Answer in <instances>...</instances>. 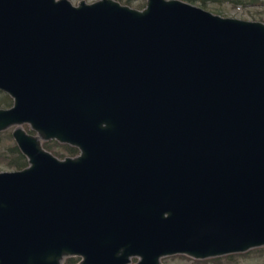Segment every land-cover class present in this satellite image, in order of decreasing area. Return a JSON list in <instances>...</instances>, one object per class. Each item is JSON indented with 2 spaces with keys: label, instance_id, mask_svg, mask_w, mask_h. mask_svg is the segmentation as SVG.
Instances as JSON below:
<instances>
[{
  "label": "water",
  "instance_id": "obj_1",
  "mask_svg": "<svg viewBox=\"0 0 264 264\" xmlns=\"http://www.w3.org/2000/svg\"><path fill=\"white\" fill-rule=\"evenodd\" d=\"M0 91L27 161L0 171V264L264 246V23L182 0H0Z\"/></svg>",
  "mask_w": 264,
  "mask_h": 264
},
{
  "label": "rangeland",
  "instance_id": "obj_2",
  "mask_svg": "<svg viewBox=\"0 0 264 264\" xmlns=\"http://www.w3.org/2000/svg\"><path fill=\"white\" fill-rule=\"evenodd\" d=\"M69 1L71 2V4L76 5L81 0H69ZM83 1H85L86 3H90L95 0H83ZM123 1L124 0H120L118 2H120L122 5H127L134 9H137V5L139 4L143 5V7L145 5V0H129L128 4L123 3ZM200 3L204 5L203 9L213 14L219 15L221 17L237 18L248 21H259L264 23V0H195L193 2L194 5H197L199 7H200ZM26 127L29 129L27 125L25 124L22 125V128L25 131H26ZM11 130L12 127L6 129L7 132H11ZM32 134L34 133L32 132ZM40 141L41 143L45 142L43 140ZM47 141L51 146H53L54 150L59 153L58 156L55 157H57L58 159H62L64 157L69 156L68 154H66V151H64L61 147L53 144V142L58 143L57 141L55 140H47ZM7 142L8 141H5V143ZM0 171H10V169L0 165ZM232 254L233 256L232 258H230V260L223 259L220 260V262L217 264H264V246L251 248L245 252L232 253ZM160 262L161 264H197L193 262L192 258L187 257L185 255L165 256L160 258Z\"/></svg>",
  "mask_w": 264,
  "mask_h": 264
},
{
  "label": "trees",
  "instance_id": "obj_3",
  "mask_svg": "<svg viewBox=\"0 0 264 264\" xmlns=\"http://www.w3.org/2000/svg\"><path fill=\"white\" fill-rule=\"evenodd\" d=\"M120 1V0H117ZM186 2L193 3L195 0H183ZM123 3L128 4L129 0H124ZM143 5L139 4L137 5V9H141ZM200 7H204L202 3H200ZM12 104L11 98L0 91V108H7ZM26 132L32 133L27 127ZM5 141H8L5 143ZM54 145H57L61 147L64 151H66V154L69 156H75L78 154V150L73 147L69 146L67 144H61V143H54ZM41 146L52 153L54 156H58V152L54 150L53 146H51L48 141L42 142ZM60 156V155H59ZM0 165L9 168L10 170H19L27 166L26 158L20 153L17 146L13 142L10 132H7L6 130L0 131ZM178 256H184V255H178ZM233 254H227L222 255L218 257H210L205 259H192L193 262L197 264H217L220 262V260H230L232 258ZM79 261L78 257H67L63 259V264H76ZM136 261L135 258L131 259V263L134 264ZM130 263V264H131Z\"/></svg>",
  "mask_w": 264,
  "mask_h": 264
},
{
  "label": "flooded vegetation",
  "instance_id": "obj_4",
  "mask_svg": "<svg viewBox=\"0 0 264 264\" xmlns=\"http://www.w3.org/2000/svg\"><path fill=\"white\" fill-rule=\"evenodd\" d=\"M117 1V0H116ZM118 2V1H117ZM120 3V2H119ZM121 4V3H120ZM32 134V133H31Z\"/></svg>",
  "mask_w": 264,
  "mask_h": 264
}]
</instances>
